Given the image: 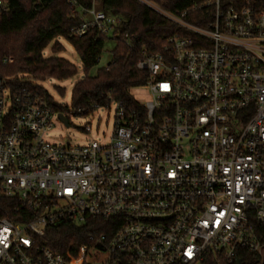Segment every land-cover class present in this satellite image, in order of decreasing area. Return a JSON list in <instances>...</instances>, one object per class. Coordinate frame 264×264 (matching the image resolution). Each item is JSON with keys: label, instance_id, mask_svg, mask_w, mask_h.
<instances>
[{"label": "built area", "instance_id": "1", "mask_svg": "<svg viewBox=\"0 0 264 264\" xmlns=\"http://www.w3.org/2000/svg\"><path fill=\"white\" fill-rule=\"evenodd\" d=\"M140 1L189 35L138 61L151 99L110 101L108 143H51L61 112L0 77V194L32 212L0 219V264H264V0H206L181 13ZM197 10L201 25L186 19ZM85 12L75 35L111 36L121 23ZM90 219L112 222L64 253L40 243L49 227ZM241 248L255 258L242 261Z\"/></svg>", "mask_w": 264, "mask_h": 264}, {"label": "trees", "instance_id": "2", "mask_svg": "<svg viewBox=\"0 0 264 264\" xmlns=\"http://www.w3.org/2000/svg\"><path fill=\"white\" fill-rule=\"evenodd\" d=\"M171 13L190 10L206 0H148ZM7 9L0 14V77H13L15 88H27L39 93L52 103L58 112L68 111L55 103L38 81L47 79L64 80L78 73L77 67L69 60L57 56H44V50L58 37L64 38L78 54L84 76L72 89V108L90 107L97 103L102 106L110 101L133 105L136 100L131 90L143 86L148 72L139 69L137 63L145 56L164 48L166 39L172 35H189V32L148 7L140 0H7ZM95 9L109 16H117L121 23L111 36L97 27L89 28L81 36L73 34L84 18L85 10ZM202 10L191 11L186 19L197 24L203 19ZM131 37L130 43L123 41L124 35ZM116 39L112 58L105 67L99 68L95 76L89 71L98 65L105 41ZM63 46L55 41L51 50L58 52ZM13 61L8 63V58ZM7 59V61H5ZM61 94L64 91L61 89ZM24 222L32 218V212L21 205L16 198L0 194V219ZM112 220L90 219L84 226L77 227L70 221L49 227L40 243L65 252L78 234L107 231ZM258 234L264 242V225H258ZM80 241L82 239H79ZM242 260L255 258L245 249H239ZM210 264H226L224 260Z\"/></svg>", "mask_w": 264, "mask_h": 264}, {"label": "rangeland", "instance_id": "3", "mask_svg": "<svg viewBox=\"0 0 264 264\" xmlns=\"http://www.w3.org/2000/svg\"><path fill=\"white\" fill-rule=\"evenodd\" d=\"M55 41L61 43L63 46L62 50L58 52H53L51 50V46ZM116 42L117 41L114 38L106 39L99 63L89 71L90 76H95L98 69L105 67L111 60L112 50L114 49ZM43 54L45 57L57 56L65 58L73 63L78 69V73L68 79L58 80L51 78L45 81H38V84L47 91L55 103L68 108V111H63V113L68 118L69 126H66L63 122L55 119L53 126L46 133V138L51 143L57 144H86L92 140H96L100 144L108 143L115 125V103L112 102L106 107H99L89 115H76L72 108V89L74 84L84 76L81 60L78 54L62 37L53 40V42L44 50ZM12 61L13 57L8 58V63ZM61 89L64 91V94L60 93ZM131 95L136 101L142 104L147 103L151 99V93L149 89L145 87L133 88L131 90ZM86 125L91 127V132L85 131Z\"/></svg>", "mask_w": 264, "mask_h": 264}, {"label": "water", "instance_id": "4", "mask_svg": "<svg viewBox=\"0 0 264 264\" xmlns=\"http://www.w3.org/2000/svg\"><path fill=\"white\" fill-rule=\"evenodd\" d=\"M58 117H59L61 122H63L66 126H69V121L63 113H59Z\"/></svg>", "mask_w": 264, "mask_h": 264}]
</instances>
